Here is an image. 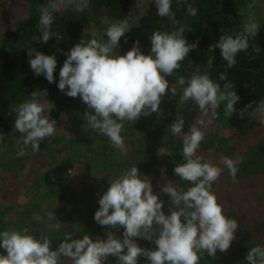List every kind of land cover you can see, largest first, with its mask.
Listing matches in <instances>:
<instances>
[{
    "label": "clouds",
    "instance_id": "9594fccd",
    "mask_svg": "<svg viewBox=\"0 0 264 264\" xmlns=\"http://www.w3.org/2000/svg\"><path fill=\"white\" fill-rule=\"evenodd\" d=\"M153 2L157 15L172 20L174 30L153 32L148 54L141 51L139 41L123 55L117 54L115 50L121 38L131 31L128 21L120 20L107 28L106 42L92 38L73 45L65 53L66 59L59 69V91L71 98L79 97L87 109L92 110L83 113V120L92 130L106 136L122 154H126L121 135L125 122L134 123L159 111L163 97L169 92L172 96L179 94L182 104L194 102L204 116L209 110L215 116L223 104L224 116L229 118L237 112L234 105L240 100L231 82L221 87L210 78L208 71L189 78L181 76L170 85L167 78L180 68L189 52L197 48L198 41L189 43L184 36L185 26L175 27L179 22L171 10L172 0ZM59 4L73 5L75 10L82 12L88 7L89 0H59ZM59 4L49 0L40 8L38 27L42 30L39 40L42 43L56 35L51 31V25ZM187 13L195 16L197 9L189 5ZM259 27L254 15L250 14L241 31L220 36L216 48L229 68L235 66L237 54L248 52L250 47L251 58L260 53L258 46L249 43L250 38H256ZM27 54L34 75H43L48 83H53L57 67L55 55L34 48H29ZM212 60V57L208 59V68H211ZM219 79L226 80L225 74H220ZM47 95V89L39 93L33 91L30 99L14 109V127L23 135L25 146L17 153L18 157L25 155L28 145L33 152L38 151L40 142L56 132L57 122L50 118L54 105L45 98ZM250 107L251 103L245 110ZM245 110L239 112L241 118ZM253 111L264 114V101ZM261 123L264 124V120ZM197 124L200 127L191 126L183 137L184 162L173 169L176 176L192 186L177 191L168 184L161 189L170 198L168 214L163 211L164 202L153 192L150 179L141 178L139 169L133 165L108 182L107 190L99 197L93 219L108 229L103 238L93 239L85 234L77 239L72 233H65L64 239L53 248V241L47 235L37 237L27 227L6 228L0 230V248L4 250L0 254V264H64L62 258H67L71 264H105L109 257L115 258L117 264H139L141 257L145 258L146 264H200L201 253L215 258L217 250L226 252L235 239L238 224L224 214L223 206L212 191L222 168L197 154L207 123L201 118ZM183 126L184 118L177 115L171 125L172 131L179 134ZM221 163L235 179L238 161L223 157ZM33 218L37 222L42 220L39 214ZM48 218L56 217L50 213ZM59 227L57 224L56 228ZM120 229H123L122 235H118ZM137 238L155 246L143 248L136 242ZM245 259L247 264H264V246L252 247Z\"/></svg>",
    "mask_w": 264,
    "mask_h": 264
},
{
    "label": "rangeland",
    "instance_id": "374dc122",
    "mask_svg": "<svg viewBox=\"0 0 264 264\" xmlns=\"http://www.w3.org/2000/svg\"><path fill=\"white\" fill-rule=\"evenodd\" d=\"M228 1L241 9L246 22L250 14L254 15L260 24L257 34L263 38L264 0ZM246 1L252 5L247 6ZM56 2L59 4V0ZM48 3L49 0H3L0 7V37L6 30L25 19L32 9H38ZM241 3L245 5L243 9ZM154 5L153 0H135L130 8L131 15L127 19L130 27ZM68 9L75 10V7L59 4L55 12L64 13ZM99 19L98 25L89 22L83 25L84 34L87 35L84 41L96 38L106 42V30L116 21L112 22L104 16ZM115 51L122 55L126 52L121 49L120 44ZM163 100L173 102L179 107L186 106L180 102L179 94L172 96L169 92ZM188 104L197 114L193 125L200 127L197 121L201 118L207 123V127L203 129L207 143L200 146L197 154L222 168L220 177L212 185V191L217 202L223 206L224 214L235 219L238 224L230 248L226 252L217 250L215 258L209 257L206 252L202 253L200 264H247L245 257L248 250L264 246V172L247 174L243 158L257 153L255 148L264 140V127H252L245 133L243 120L236 122L240 118L236 115L241 111L237 104L234 105L237 112L229 118L224 116L223 104L216 110L215 116L211 110L204 116L194 102L187 103V106ZM86 111L92 110L86 108ZM73 114L71 111L70 116H62L55 134L45 138L49 139L46 149L36 151L33 155L26 150L24 156L18 157L17 153L22 146H19L17 141L5 143L3 138H0V230L27 227L35 232L37 237L47 235L52 239L53 248L64 239L65 233H72L73 238H76L81 229L88 228L87 224L90 218L94 217L99 207V197L107 190L108 182L133 165L139 169L141 178L146 176L150 179L153 192L164 202L165 214L169 213L167 209L171 204L169 195L161 191L162 187L171 184L177 191H185L192 186L174 174L175 165L183 163L184 160H176L177 155L174 157L168 148H152L148 140L137 137L138 134L132 135L133 133L122 134L126 154L115 149L107 141L108 138L100 133H97L98 136L95 134V142L85 141L88 138L86 132L90 127L83 120V115L78 119H68ZM250 119L262 121L264 114L254 112ZM184 135L176 134L172 129L167 132L168 139L182 143ZM163 138L167 139L165 135ZM20 141L18 140V143ZM223 157L238 161L235 179L221 163ZM62 160L71 162L63 191L64 198L58 197V186L49 184L46 179L50 169ZM50 213L56 218L50 220ZM35 214L42 217L40 222L33 218ZM57 224L60 225L59 229L56 228ZM91 229L93 228L89 225V230ZM137 243L141 247L151 244L141 238ZM3 252L0 248V254ZM62 259L64 264H71L67 258ZM105 264L117 262L109 257Z\"/></svg>",
    "mask_w": 264,
    "mask_h": 264
},
{
    "label": "trees",
    "instance_id": "16d2710c",
    "mask_svg": "<svg viewBox=\"0 0 264 264\" xmlns=\"http://www.w3.org/2000/svg\"><path fill=\"white\" fill-rule=\"evenodd\" d=\"M242 0H239V2ZM3 0H0V7ZM135 0H89V5L84 11L68 9L64 13H53V22L51 31L56 35L49 39L47 43L40 42L42 30L39 25L40 8L32 9L25 19L15 24L12 28L6 30L0 37V138L5 143L16 142L19 146L23 145V135L16 131L14 120L16 112L14 109L23 101L30 99L31 93L47 89L48 95L45 97L54 106L50 111V118L56 120V128L63 115L70 116L68 119H78L86 111L87 106L79 97L71 98L59 91L57 84L59 81V69L66 59L65 53L76 43L85 42L87 35L84 34L83 25L87 22L98 25L99 17L104 16L112 22L127 20L131 15L130 8ZM246 1V5H250ZM191 5L197 9L195 16L187 13L188 6ZM252 5V4H251ZM241 8L245 5L241 3ZM171 10L175 19L179 22L175 27L184 25L186 32L184 36L189 43H196L197 48L190 51L188 57L181 61L179 69L167 79L170 84H175L181 77L189 78L193 74L208 71L210 78L223 87L226 82L233 84V90L240 97L236 103L240 110H245L249 103L252 107L245 110L243 120L245 123V133L252 127H264L261 121H252L251 114L258 106L259 102L264 101V37L257 34L256 38H250L249 43L252 46H258L261 51L251 58L252 49L248 52H240L236 56L235 66L229 68L227 62L221 57L220 50L216 48L219 38L222 35H235L241 31L246 20L243 18L240 8L234 6L228 0H172ZM131 31L125 33L119 44L121 49L129 50L135 41H139V46L144 54L150 52V37L155 31H173L172 20L168 17L157 15V9L154 5L148 8L133 24ZM126 38V42H125ZM34 48L47 55H55L57 67L54 72V82L48 83L43 75L36 76L28 63L29 56L27 50ZM122 55V54H120ZM34 56V53H33ZM212 57V66L208 68L207 61ZM225 74L226 80H220V74ZM43 99V97H41ZM194 108V107H193ZM47 114V113H46ZM177 115L184 118V126L181 133L186 134L193 125L197 116L195 110L188 104L177 106V104L164 101L162 99L159 111L152 113L148 117H141L134 123L126 121L122 134L130 133L137 135L150 142L152 148H168L169 151L182 158L183 143L168 139L167 132L172 129L171 125L175 122ZM235 120L232 122V125ZM89 127V126H88ZM99 132L89 128L86 132L88 138L85 141L95 142V134ZM164 135L167 139H164ZM18 140L20 141L18 143ZM49 139L40 142L39 150H45ZM108 142L109 139H107ZM207 143L204 139L200 146ZM200 148V147H199ZM254 148V147H253ZM256 154L246 155L243 159L246 173L264 172V140L260 142ZM26 150L33 155L31 146ZM38 150V151H39ZM261 153V154H260ZM171 155V154H170ZM261 155V156H260ZM172 156V155H171ZM249 156V157H248ZM248 157V158H247ZM71 167L69 160H62L58 165L50 169L46 174V179L51 185L58 186V197L64 198V187L67 182V171ZM167 209V208H166ZM169 211V209H167ZM88 221V220H87ZM92 227L93 229L89 230ZM88 228L81 229L76 235L77 239L87 234L92 238H103L108 229L102 228L95 220L90 218L87 224ZM123 229L118 231L122 235ZM139 238H137L138 241ZM136 241V242H137ZM155 245H145L143 248H153ZM202 257V253L200 254ZM115 259L113 257H110ZM116 261V259H115ZM139 264H146L145 258L141 257Z\"/></svg>",
    "mask_w": 264,
    "mask_h": 264
}]
</instances>
